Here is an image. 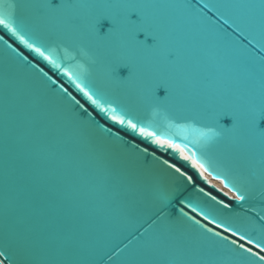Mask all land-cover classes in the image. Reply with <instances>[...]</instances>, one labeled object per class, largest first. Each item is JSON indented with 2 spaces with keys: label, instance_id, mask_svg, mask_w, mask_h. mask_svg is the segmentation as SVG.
Listing matches in <instances>:
<instances>
[{
  "label": "water",
  "instance_id": "95a60500",
  "mask_svg": "<svg viewBox=\"0 0 264 264\" xmlns=\"http://www.w3.org/2000/svg\"><path fill=\"white\" fill-rule=\"evenodd\" d=\"M48 2L0 0V11L15 3L16 22L37 46L54 49L61 65L57 69L34 53L28 55L15 36L0 28V234L11 228L27 238L37 264H140L146 258L136 252L144 240L170 229L182 243L200 241L195 257L169 253L167 258L179 264L226 255L231 264H248L246 254L211 239L203 228L229 240L239 235L264 238V140L240 144L227 132L221 137L201 133L207 127L232 131L233 125L223 120L216 127L213 111L218 106L243 110L264 103L261 0H113L143 5L137 10L160 39L154 52L130 45L125 54L137 65V79H130L129 71L122 77L117 72L116 80L107 73L117 62L113 54H118L116 45L123 35L107 44L96 40L87 32L90 10H70L53 19L37 7ZM79 2L83 0H57ZM242 2L257 7H224ZM77 15L80 22L73 23ZM64 69L129 107L152 125L151 131L179 144L185 154L196 153L197 163H202L201 148L207 145L213 167L205 166L201 174L173 150L116 127L112 133L135 145L137 157L123 162L92 159L90 145L109 139L103 129L110 122L75 88ZM149 76L168 79L159 103L144 99ZM155 94L159 97L158 88ZM164 160L185 175L166 170ZM225 172L247 193L243 203L223 178ZM161 190L175 193L163 205L157 199ZM226 227L231 231L225 232ZM232 231L238 235L232 236Z\"/></svg>",
  "mask_w": 264,
  "mask_h": 264
},
{
  "label": "snow or ice",
  "instance_id": "6c2138e0",
  "mask_svg": "<svg viewBox=\"0 0 264 264\" xmlns=\"http://www.w3.org/2000/svg\"><path fill=\"white\" fill-rule=\"evenodd\" d=\"M16 7L15 3H11L0 11V28L7 30V32L15 36L20 44H23L29 50L28 55L34 53L44 61L60 69L61 65L54 59L55 50L45 48L43 45L37 46L16 22L14 18ZM37 7L47 12L53 19L57 14L70 10H90L87 32L96 40L104 41L106 44L113 42L118 34H122L123 40L116 45L118 54H113L117 62L112 64L108 69L107 75L110 80L117 79L115 76L117 72L122 77L129 71L131 72L130 79H137V65L133 59L125 54L130 45L145 52H154L160 48L157 30L147 22L142 12L137 10L143 8V5L114 3L113 0H91V2L83 0V2L79 3L63 4L57 3V0H49L48 3L37 5ZM224 7L231 9L255 8L257 5L242 2L227 4ZM259 7L264 8V0H261ZM72 20L73 23H79L80 17L78 15L73 16ZM225 23H228V20H225ZM233 23H237V21L233 20ZM106 29L107 31H105ZM63 74L68 77L75 88L83 97H86L87 101L99 113H103L104 119L110 122V126L103 129L104 136L109 139L90 145L89 153L92 159L97 162H123L122 158L133 159L137 157L138 148L135 145H127L120 137L112 133V127H116L117 130L121 128L128 130L135 137H140L143 140H151L152 144L159 148L173 150L180 154L183 161L190 162L193 168L200 169L201 174H203L205 166L209 168L213 167L211 159L207 156L205 150L207 145L201 148L199 159L202 163H197V160L193 159L196 153H192L191 156L187 155L184 148L179 144L172 142L170 139L162 138V135L156 131H151L152 125L150 123L145 124L143 120L133 115L129 107L116 104L115 101L107 98L106 93H102L99 90L93 89L90 85L84 84L81 77L70 69H64ZM145 80L148 86L145 89L144 99L149 103H159L160 97L165 95V85L168 79L163 76H149ZM157 88L159 89V97L155 94V89ZM63 91H67V89ZM73 99L75 98L73 97ZM76 104L80 105V102L76 101ZM114 104L116 106H113ZM80 107H83V105H80ZM213 120L216 127H219L220 120H223L224 125H233L232 131L228 132L226 128L216 131L214 127L206 126L207 131L202 132V136L207 137L211 133L212 137H221L227 132L234 143L245 144L256 139L264 140V103L249 104L243 110H239L231 105H221L214 109ZM80 124L84 127L89 126V122L86 121H80ZM144 151L147 152V149ZM163 165L166 170H174L181 177L185 175L175 163L169 164L168 160H164ZM223 178L239 193L236 198L237 202L243 203L247 198V193L242 188L237 187L233 179L226 172L223 173ZM188 180H191V177H188ZM174 194L170 190H161L157 195L158 202L163 205L169 202ZM212 199L214 200L215 197ZM181 216L187 217V213L181 211ZM188 218L192 219L191 217ZM204 218L207 219L208 217L205 215ZM261 219H264V217H261ZM193 223L199 225L200 221L194 220ZM220 226L218 225V227ZM201 227L203 228V226ZM203 231L206 235L210 234L211 239H218L220 242L228 244L231 249L246 254L248 264H264V238L254 240L249 236L239 235L238 242L237 239L229 240L228 236H221L220 232H214L212 228H203ZM224 231L229 232L231 229L226 227ZM261 231L264 232V227L261 228ZM231 235L235 237L238 233L232 231ZM198 242L200 241L191 242L190 245L182 243L170 229H161L153 232L144 240L136 255L146 258L140 261V264H179L177 260L167 258L169 253L175 252L177 255H191L195 257L199 254V249L195 247ZM212 249L213 247L210 244L209 251ZM254 249L256 250L254 251ZM230 258L231 256L226 255L224 258L215 261L192 259L187 264H231ZM0 264H37L33 259L32 244L15 229L6 228L0 234Z\"/></svg>",
  "mask_w": 264,
  "mask_h": 264
}]
</instances>
